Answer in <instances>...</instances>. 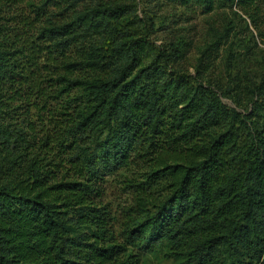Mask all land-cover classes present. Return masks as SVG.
Returning a JSON list of instances; mask_svg holds the SVG:
<instances>
[{
    "label": "trees",
    "instance_id": "16d2710c",
    "mask_svg": "<svg viewBox=\"0 0 264 264\" xmlns=\"http://www.w3.org/2000/svg\"><path fill=\"white\" fill-rule=\"evenodd\" d=\"M134 7L0 0V264H139L160 246L180 264H264V73L227 87L200 60L187 73L184 36L151 44ZM130 166L122 235L138 252L121 256L100 201Z\"/></svg>",
    "mask_w": 264,
    "mask_h": 264
},
{
    "label": "rangeland",
    "instance_id": "374dc122",
    "mask_svg": "<svg viewBox=\"0 0 264 264\" xmlns=\"http://www.w3.org/2000/svg\"><path fill=\"white\" fill-rule=\"evenodd\" d=\"M134 9L141 22L145 21L150 26L147 29L151 44L166 45L184 36L185 43L183 48L180 47L184 55L176 64L193 76L197 75L199 60L213 65L207 80H204L216 81L226 87L237 78L251 77L256 80L264 73V2L254 13L232 6L208 14H185L175 9L157 10L145 0H135ZM203 50L206 51L204 56ZM221 101L233 107L229 98L221 96ZM133 170L134 166H130L104 175V193L100 201L110 211L116 242L123 245L121 256L138 252L136 247L126 244L122 235L124 209L134 204L133 187L127 184ZM140 255L139 264H180L170 257L165 246Z\"/></svg>",
    "mask_w": 264,
    "mask_h": 264
}]
</instances>
